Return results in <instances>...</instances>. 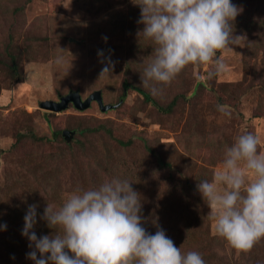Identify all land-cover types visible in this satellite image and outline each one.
Returning a JSON list of instances; mask_svg holds the SVG:
<instances>
[{
  "label": "rangeland",
  "instance_id": "rangeland-1",
  "mask_svg": "<svg viewBox=\"0 0 264 264\" xmlns=\"http://www.w3.org/2000/svg\"><path fill=\"white\" fill-rule=\"evenodd\" d=\"M14 1L0 0V225L19 227L3 219L13 208L35 204L43 215L47 203L59 206L77 187H96L98 168L93 172L83 169L74 178L78 169L72 156L77 162L83 156L79 142L86 143L84 155L90 160L98 154L103 156L102 165L113 162L122 172L132 174L131 186L140 194L142 212L149 221L166 218L158 209L157 194L171 192L177 198L188 182L211 180L222 167L225 147L239 135L251 132L259 136L258 151H264L262 54L256 57L251 53L246 63L245 39L242 47L233 45V51L217 53L225 64L222 72L214 65L190 64L159 95L143 87L162 106L185 92L190 99L181 98L168 112L136 90L124 92L125 79L142 87V62H147L153 51V44L139 55L130 50L128 40L135 39L128 32L130 12L140 8L132 0H30L16 17V75L9 69L10 56L5 49L11 23L3 20L16 5ZM99 50L103 57H98ZM58 57H62L60 64ZM109 57L115 67L110 76L99 79L104 67L101 60L106 62ZM77 91L83 99L101 91L105 104L118 106L102 111L95 101L85 110L70 104L62 112L41 106ZM101 125L110 128L113 136L87 135L94 143L90 149L81 130ZM67 131L70 139L65 136ZM23 134H34L39 141L21 138ZM129 140V146L119 143ZM57 154L67 158L50 161ZM47 166L58 169L50 174ZM101 174L110 179L109 174ZM203 206L209 213L207 204ZM46 227L48 235L54 234ZM209 229L218 236L210 219ZM4 234L0 228V236ZM223 242L215 248L218 264H264V238L248 252Z\"/></svg>",
  "mask_w": 264,
  "mask_h": 264
},
{
  "label": "clouds",
  "instance_id": "clouds-1",
  "mask_svg": "<svg viewBox=\"0 0 264 264\" xmlns=\"http://www.w3.org/2000/svg\"><path fill=\"white\" fill-rule=\"evenodd\" d=\"M140 7L139 36L153 44L144 64L142 87L159 95L190 64L225 69L219 52L242 47L233 23L240 14L231 0H132ZM106 40L107 38L104 37ZM102 50L98 57H103ZM62 63V57L57 58ZM99 79L110 76L115 62L101 60ZM210 76L212 73L209 74ZM219 111L223 106L217 105ZM259 136L248 132L224 149L222 167L212 179L199 180L197 191L209 207L215 232L237 251L248 252L264 238V151ZM133 182L114 176L99 186L77 187L43 215L52 235L37 237V205H29L22 235L34 264H206L197 251L182 252L162 229L149 234L142 226L140 194ZM6 228V225H0Z\"/></svg>",
  "mask_w": 264,
  "mask_h": 264
},
{
  "label": "trees",
  "instance_id": "trees-1",
  "mask_svg": "<svg viewBox=\"0 0 264 264\" xmlns=\"http://www.w3.org/2000/svg\"><path fill=\"white\" fill-rule=\"evenodd\" d=\"M29 1L30 0L14 1L16 5H13L11 10L7 11L8 14L3 18V20L8 24L11 23V26L9 24V33L7 36V44L5 49L10 56L9 69L14 73V75L19 73L17 56L15 53H13L16 51L14 47L16 45L15 39L17 31L16 17L23 13ZM231 2L241 9L240 14L236 17L233 23V28L234 32H238L245 37L247 44L245 62L248 63V60L250 59L249 55L251 53H254V56L256 57L258 54H262L260 81H262V85H264V0H231ZM1 6L2 5L0 4V7ZM134 10L135 12H130L128 32L130 35H135V39H130L128 41L130 50L134 53L138 52L139 55V53H146L152 42L150 40L144 39L142 35H138V32L142 31L144 26L138 23V20L140 19V8L137 7L134 8ZM1 20L2 18L0 21ZM2 62L3 61L0 59V63ZM187 68L188 66L186 69ZM123 88L125 94L128 90L138 91L144 96L145 100L156 102L160 106V109L168 112H172L174 110L181 98H184L185 100L190 99L188 96H186L185 92H180L173 97L172 101L169 102L167 106H162L156 101V99H154V97H152L149 91H146L143 87L138 86L137 83L132 82L130 79H125ZM81 131L85 133L87 142L90 141V138L87 137V135L94 136L100 133H105L110 137L113 136V131L103 125L93 128H84ZM53 134L55 136L59 135L57 131H54ZM21 138L30 139L34 142L39 141V137L34 134H23L21 135ZM21 138L19 139V142L22 140ZM119 143L124 146H129L132 144V141H119ZM78 144H80L79 146L83 152V156L78 160V162L76 160L77 157L75 155L72 156V159L75 160L78 169V173L74 176V178H77L78 174L83 173V169H86L87 172H93V168H98V176L94 178H97L98 184L95 186H99L107 179L103 178V174H101V172L109 174L110 178L118 176L122 179H128L130 181L133 179L132 174L128 175L127 171L122 172L123 168L120 166L117 167V165L113 162L106 166L102 165L101 159L103 156L94 154V158L90 160V157L84 155V152L87 150L86 143L79 142ZM90 145V149L94 148V143L91 141ZM147 149L149 151L151 150L148 146ZM66 158V155L57 154V157L50 159V161L53 160V162H57ZM53 162H51V164ZM84 165L85 167L83 168ZM47 169V173H50L58 168L53 170L52 167L47 166ZM196 184V182L194 184L188 182L187 187H182L181 190L177 192V198H174L171 192H162L157 194L156 199L159 201L158 209L160 211L162 210V213L166 218L164 220H157V217L153 218V216V219L149 221L146 217H144V213L142 212V216L144 218L142 226L149 234L153 235L158 229H162L166 236L169 237L177 247L181 246L183 253L186 254L189 251H197L202 255L203 259L206 261V264H218L216 262L218 253L215 251V248L221 247L224 243L223 240L225 239L220 236H213L210 233L208 213L203 206L205 202L197 191ZM167 185H169V182ZM198 208H200V210ZM27 209L28 208H13L4 215L5 217H3L4 220H11L13 224H16L14 226L19 227L11 229L6 226V228H4L5 234L3 237L0 236L2 238V241H0V264H34L32 260L27 258V253L32 250L29 248V241L21 234L24 227V216L27 212ZM36 211L37 222L33 228V231L36 233L37 237L48 235L49 229L46 227L47 223L40 218L42 216L40 211ZM44 223L46 225H44ZM13 236L16 237L13 238Z\"/></svg>",
  "mask_w": 264,
  "mask_h": 264
},
{
  "label": "water",
  "instance_id": "water-1",
  "mask_svg": "<svg viewBox=\"0 0 264 264\" xmlns=\"http://www.w3.org/2000/svg\"><path fill=\"white\" fill-rule=\"evenodd\" d=\"M97 102L102 111H107L116 108L118 105L105 104L101 91L92 93L87 99H83L80 92H71L61 98L59 102L56 101H45L41 104L44 109L52 112H62L66 110L70 104H73L78 110H85L89 108L93 102ZM70 132L67 131L65 136L70 139Z\"/></svg>",
  "mask_w": 264,
  "mask_h": 264
}]
</instances>
